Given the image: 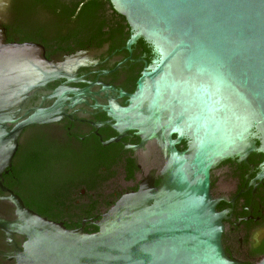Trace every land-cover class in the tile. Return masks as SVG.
I'll use <instances>...</instances> for the list:
<instances>
[{
  "label": "water",
  "instance_id": "water-1",
  "mask_svg": "<svg viewBox=\"0 0 264 264\" xmlns=\"http://www.w3.org/2000/svg\"><path fill=\"white\" fill-rule=\"evenodd\" d=\"M107 1L130 28L125 48L141 39L149 49L114 120L116 130L140 136L131 150L149 140L159 145L158 184L150 173L92 233L40 218L11 196L15 217L0 218V231L25 241L6 257L15 264H237L221 247L224 216L215 211L209 172L257 153L254 179L264 178V0ZM20 49L25 56L12 54L10 63L0 56V179L23 129L63 117L62 95L20 115L34 92L57 78L36 48Z\"/></svg>",
  "mask_w": 264,
  "mask_h": 264
},
{
  "label": "flooded vegetation",
  "instance_id": "flooded-vegetation-1",
  "mask_svg": "<svg viewBox=\"0 0 264 264\" xmlns=\"http://www.w3.org/2000/svg\"><path fill=\"white\" fill-rule=\"evenodd\" d=\"M129 36L130 28L107 0H0V56L10 63L12 54L25 56L18 48H36L57 74L34 92L20 115L49 108L63 96V117L19 133L0 179V218L14 219L9 197L15 196L40 218L88 232L150 173L157 186L163 164L159 145L149 140L131 150L140 136L116 130L114 120L149 59L141 39L125 48ZM261 160L253 153L246 162L223 161L209 172L215 211L224 216L221 247L237 264H257L264 255V178L254 179ZM24 241L0 231V264H15L6 256Z\"/></svg>",
  "mask_w": 264,
  "mask_h": 264
},
{
  "label": "trees",
  "instance_id": "trees-1",
  "mask_svg": "<svg viewBox=\"0 0 264 264\" xmlns=\"http://www.w3.org/2000/svg\"><path fill=\"white\" fill-rule=\"evenodd\" d=\"M259 157L262 158V156L260 154H259ZM94 231H96V229L95 228H92L88 232L86 230L84 232L89 233V232H94Z\"/></svg>",
  "mask_w": 264,
  "mask_h": 264
}]
</instances>
